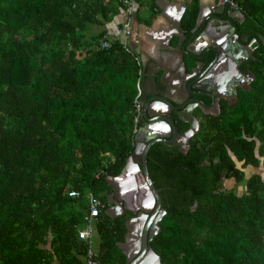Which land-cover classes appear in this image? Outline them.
I'll list each match as a JSON object with an SVG mask.
<instances>
[{"label": "trees", "instance_id": "obj_1", "mask_svg": "<svg viewBox=\"0 0 264 264\" xmlns=\"http://www.w3.org/2000/svg\"><path fill=\"white\" fill-rule=\"evenodd\" d=\"M231 1L243 15L232 21L239 38L256 40L242 64L254 75L250 87L205 115L185 152L157 141L147 153L165 210L149 242L161 264H264V0ZM125 7L0 0V264H87L78 230L88 193L103 203L94 261L125 263L118 242L132 213L106 214V178L121 172L143 123L134 120L141 64L118 37L91 29ZM197 12L191 0L185 31ZM177 127L189 124L177 119ZM230 179L244 189L226 187Z\"/></svg>", "mask_w": 264, "mask_h": 264}, {"label": "water", "instance_id": "obj_2", "mask_svg": "<svg viewBox=\"0 0 264 264\" xmlns=\"http://www.w3.org/2000/svg\"><path fill=\"white\" fill-rule=\"evenodd\" d=\"M228 13L230 16H235L232 10ZM238 13L242 15L241 12ZM200 16L201 13L199 12L193 28L191 42L195 40L198 36V32L202 30L204 25L211 22V19H209L200 27ZM213 16L223 25L216 28L218 31L220 30L219 34L211 37V42L207 47L209 50L213 51L214 54L211 63L218 62L223 56V58H228V60L231 59V57L226 55L227 53H231L230 56L236 59L240 56V50L242 49V46L236 44H242L239 41L242 37L239 38L235 31L234 24L224 19L225 14L221 16L218 12H215ZM239 17L240 16L236 17L237 21H241V17ZM177 28L180 33L179 35L185 36L179 22H177ZM224 31L226 32L222 34ZM232 46H235V49L238 51H234L235 49H232ZM182 48L186 53L191 54V56L198 60L196 61L198 63L196 67L204 65L205 62L201 58L205 55L207 49H192L189 44H185ZM249 49L251 52V48ZM234 59L231 61H234ZM199 62H201V64H199ZM208 68L209 66H204L203 70H197L198 72L191 74V76H196L184 85L185 88L183 89L187 94L206 95L210 98V102L196 96L188 97V99L182 103H173L174 101L172 98H169L167 94V96L164 95L162 90H157L155 95L149 98L146 97L145 94L141 95V118L145 123L139 127L135 133L134 149L127 157L121 172L118 175L108 176L106 178L111 188V191L106 195L107 203L109 204L106 208V214L110 217H114L125 213V211L132 213L131 216L125 220L127 229L125 239L118 242V246L126 256L124 264H161L159 255L153 250L149 242L158 232L160 228L158 222L165 213V210L161 207V198L158 189L149 176L147 153L150 146L157 141L178 145L179 149L185 152L189 145V138L199 127V121L193 111L196 104H199L200 108L205 113L217 115L220 112L219 107H216V103L219 97L224 95L220 88L221 85H219L218 82L211 81ZM161 106L163 109H159ZM170 108L176 109L179 119L189 124V128L186 131L179 132L177 130ZM134 172H139L141 181L134 182L133 179L135 177H132V185L128 189H122L121 182L123 178L132 176ZM140 184H142V186ZM195 205L196 201L193 206ZM136 222H139L138 234L133 231ZM93 264H97V262L95 261Z\"/></svg>", "mask_w": 264, "mask_h": 264}, {"label": "crops", "instance_id": "obj_3", "mask_svg": "<svg viewBox=\"0 0 264 264\" xmlns=\"http://www.w3.org/2000/svg\"><path fill=\"white\" fill-rule=\"evenodd\" d=\"M190 2L191 0H153V2L143 0L142 4L135 2V7H139L135 14L130 16V34L126 41L128 47L140 61V87L142 94H145L146 97L149 98L155 95L157 88L165 92V86H167L169 91H166V94L173 99L176 97V91L179 89L183 92L184 85L196 76H191V74L198 72L197 70H203L204 66H209L208 72L211 81L218 82L221 85L220 88L224 95L220 96L219 103H216V107L218 106L221 110L223 101L227 105L233 104L237 100L238 90L250 87L254 75L250 70L242 69V64L251 56L256 40H254L255 38L248 40L246 35L239 40L243 45L236 44L242 46L237 63L230 56L231 53L226 54L231 59L228 60L223 56L218 62L211 63L214 54L207 47L211 42V37L219 34L220 30L218 31L216 28L223 25L219 23L213 14L215 15V12H218L221 16L225 14L224 19L231 21L232 24H234L232 21L242 22L243 15H240L239 10L236 9L226 8L220 10L218 0H198L197 16L200 12V27L209 19H211V22L204 25L195 40L191 42L194 27L189 32L182 28L185 36L179 35L177 28V22L181 26L182 15ZM231 10L235 13V16L229 15L228 12ZM237 16L241 17V21L236 20ZM125 17L124 11H120L102 26H92L91 29L97 32L105 30L106 35L118 37L123 41L125 34L122 24ZM263 40L264 38L262 39L264 43ZM185 44H189L192 49L196 50L207 49L205 55L201 58L205 62L203 66L196 67L198 65L196 61L198 60L183 50L182 47ZM249 48H251V52ZM232 49H235V46H232ZM234 51L238 50L235 49ZM232 59L234 61H231ZM205 101L208 102V99Z\"/></svg>", "mask_w": 264, "mask_h": 264}, {"label": "built area", "instance_id": "obj_4", "mask_svg": "<svg viewBox=\"0 0 264 264\" xmlns=\"http://www.w3.org/2000/svg\"><path fill=\"white\" fill-rule=\"evenodd\" d=\"M126 7L124 9V14L126 15L125 20L123 22V30L125 34V38L123 39V45L126 46L129 50H131L128 47L126 38L130 34V16H132L133 11L135 9V3L133 0H125ZM219 5H226L230 8L236 7L235 3L231 0H218ZM228 4V5H227ZM106 42L102 43V46H106ZM138 60V58L136 57ZM141 74V70L138 72ZM140 77L137 79V94L134 99V105L136 110V115L134 117L135 122H137L142 115V104L140 102V96H141V87H140ZM135 131L138 130V128L134 129ZM79 193L75 190L69 191V195H78ZM88 204L89 208L87 213L84 216V222L83 226L79 228L78 230V237L85 240L87 242L88 248L86 253V262L87 264H93L95 261L93 259L95 252L93 247L94 242V234H95V224H96V218L100 213V208L103 207V203L100 200V198L92 193H88Z\"/></svg>", "mask_w": 264, "mask_h": 264}, {"label": "flooded vegetation", "instance_id": "obj_5", "mask_svg": "<svg viewBox=\"0 0 264 264\" xmlns=\"http://www.w3.org/2000/svg\"><path fill=\"white\" fill-rule=\"evenodd\" d=\"M219 7H220V10L221 9H226L227 8V6L226 5H219ZM237 59H238V57L235 59V62L237 63ZM240 59V58H239ZM156 90H159L158 88L156 89ZM165 90L168 92L169 90L167 89V86H165ZM166 91L164 92V91H162V93L164 94V95H166ZM141 95H142V93H141ZM167 96V95H166ZM176 97H174L172 100L174 101L173 103H182V102H185L186 101V99H188V97H200V98H202V99H204V100H206V99H208V102H210V98L208 97V96H206V95H197V94H193V93H191V94H187L184 90H183V92H182V90L180 91L179 89L176 91V95H175ZM140 98H141V96H140ZM157 108H158V105H157ZM159 109H163V107L161 106V107H159ZM165 109V108H164ZM193 111H194V115L196 116V118H197V120L199 121V126H200V122H201V119L203 120V118H204V116L205 115H213V114H209V113H205V112H203V110L200 108V106H199V104H196L195 105V107L193 108ZM170 112H171V115H172V118H173V120H174V122H175V124H176V127H177V119H179V117H178V111L176 110V109H173V108H170ZM218 115V114H217ZM215 116V115H214ZM140 119H142V118H140ZM180 120V119H179ZM145 123V121L143 120V123H142V125ZM141 125V126H142ZM140 126V127H141ZM189 128V127H188ZM187 128V129H188ZM198 129H199V127H198ZM198 129H197V131H198ZM177 130H178V127H177ZM186 131V130H185ZM196 131V132H197ZM180 132V131H179ZM184 132V131H183Z\"/></svg>", "mask_w": 264, "mask_h": 264}, {"label": "bare ground", "instance_id": "obj_6", "mask_svg": "<svg viewBox=\"0 0 264 264\" xmlns=\"http://www.w3.org/2000/svg\"><path fill=\"white\" fill-rule=\"evenodd\" d=\"M136 176H137V178H136ZM132 177H135L133 179L134 182L141 181L140 180V176H139V172H134L132 176H127L126 178L125 177L123 178V181L121 182L122 183V186H121L122 189L123 188H127L128 189L132 185V183H133ZM140 185L142 186V184H140ZM133 231H134V233H137V234L139 233V222H136Z\"/></svg>", "mask_w": 264, "mask_h": 264}, {"label": "rangeland", "instance_id": "obj_7", "mask_svg": "<svg viewBox=\"0 0 264 264\" xmlns=\"http://www.w3.org/2000/svg\"><path fill=\"white\" fill-rule=\"evenodd\" d=\"M223 184L226 187H234L238 192H241L244 189L243 184H238V183L236 184V182H234L233 179L224 180V183Z\"/></svg>", "mask_w": 264, "mask_h": 264}, {"label": "clouds", "instance_id": "obj_8", "mask_svg": "<svg viewBox=\"0 0 264 264\" xmlns=\"http://www.w3.org/2000/svg\"><path fill=\"white\" fill-rule=\"evenodd\" d=\"M220 111H221V110H220ZM219 113H220V112H219ZM219 113H218V114H219Z\"/></svg>", "mask_w": 264, "mask_h": 264}]
</instances>
